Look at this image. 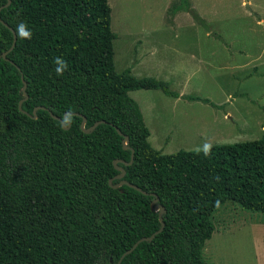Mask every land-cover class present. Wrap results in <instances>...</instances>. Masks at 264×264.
I'll return each instance as SVG.
<instances>
[{
  "label": "trees",
  "instance_id": "trees-1",
  "mask_svg": "<svg viewBox=\"0 0 264 264\" xmlns=\"http://www.w3.org/2000/svg\"><path fill=\"white\" fill-rule=\"evenodd\" d=\"M0 18L15 35L21 21L33 32L30 40L16 35L5 60L13 34L0 23V264H117L162 223L120 264H203L218 207L230 201L264 216V136L211 146L208 155L151 147L130 92L210 102L115 71L108 0H10ZM56 57L68 62L62 76ZM49 112L61 120L71 113L69 128ZM83 118L84 130L97 124L93 131L83 132ZM121 181L147 195L113 188ZM155 197L161 216L151 210Z\"/></svg>",
  "mask_w": 264,
  "mask_h": 264
},
{
  "label": "rangeland",
  "instance_id": "rangeland-1",
  "mask_svg": "<svg viewBox=\"0 0 264 264\" xmlns=\"http://www.w3.org/2000/svg\"><path fill=\"white\" fill-rule=\"evenodd\" d=\"M188 1L204 26L180 9L183 0H108L115 71L129 68L136 78L165 81L178 95L210 102L160 90L130 92L149 144L173 154L262 138L264 0ZM211 222L203 264H264L263 215L227 201Z\"/></svg>",
  "mask_w": 264,
  "mask_h": 264
},
{
  "label": "water",
  "instance_id": "water-1",
  "mask_svg": "<svg viewBox=\"0 0 264 264\" xmlns=\"http://www.w3.org/2000/svg\"><path fill=\"white\" fill-rule=\"evenodd\" d=\"M9 4H10V0H7L6 4L3 5L2 7H0V10H2L3 8L8 7ZM246 6L248 7V4H246ZM0 23H1L3 26H5L6 28H8V29L11 31V33L13 34V40H12V43H11L10 48H9L6 52H4V53L2 54V58L5 59V60H7L6 56H7L8 53H10V52L14 49L15 44H16V39H17V38H16V35H15L13 29H11L7 24H5V23L1 20V18H0ZM21 80H22V82H23L22 92H23V94H24V96H25V99H27L26 92H25V89H26V83L23 81V78H22V77H21ZM19 109L21 110V102L19 103ZM39 109H43V110H45L44 107H39ZM49 114H50V116H51L54 120L60 121V123L63 125L62 122H63V120H64V118H65L66 115L64 116L63 120H61V119H59V118L53 116L50 112H49ZM85 121H86L85 118H83V122H82V125H81L82 129H83V127H84ZM96 126H97V124L93 125V126H92L90 129H88V130H84V129H83V132H84V133H89V132L93 131L94 128H95ZM68 128H69V127H67L66 129H68ZM118 133L120 134V132H118ZM125 142H126V140H124V144H125ZM116 163H117V162H114L115 168L121 173V174L118 175L116 178H117V179H123L124 176H125V171H124L123 169H121V168H118V167L116 166ZM132 163H133V152H132V154H131V158H130L129 163H124V164L128 166V165H131ZM121 185H127V186H129L130 188H132V189H134V190H136V191H138V192H140V193H142V194H144V195H147L145 192L141 191V189L138 188L137 186L131 185V184L125 182V181H121L120 184H118V185H116V186H113V188H117V187H119V186H121ZM150 206H151V210L154 211V212H156V210H159V216H161V214L165 212L164 209H163V207L160 206V205H158V198H157V197H155V199L151 202V205H150ZM160 222L162 223V219H161V218H160ZM163 226H164V225H163V223H162L161 228H160L157 232H155L153 235H151L149 238H143V239H141V240H138L136 243H134L133 246H132L129 250H127V251H126V252H125V253L119 258L117 264H120L121 261H122V259H123L125 256L131 254L141 242H145V241H151V240H153V238H154L158 233H160V232L162 231Z\"/></svg>",
  "mask_w": 264,
  "mask_h": 264
},
{
  "label": "clouds",
  "instance_id": "clouds-1",
  "mask_svg": "<svg viewBox=\"0 0 264 264\" xmlns=\"http://www.w3.org/2000/svg\"><path fill=\"white\" fill-rule=\"evenodd\" d=\"M16 35L20 39L30 40L33 36V32L30 26L26 22L21 21L16 26ZM53 63L55 65V72L57 76H62L66 71H68V62L63 57L54 58ZM71 122H72V114L69 113L65 116L62 123L63 126L67 127L70 126ZM210 147H211L210 145L204 146L203 150L205 155L209 154Z\"/></svg>",
  "mask_w": 264,
  "mask_h": 264
},
{
  "label": "crops",
  "instance_id": "crops-1",
  "mask_svg": "<svg viewBox=\"0 0 264 264\" xmlns=\"http://www.w3.org/2000/svg\"><path fill=\"white\" fill-rule=\"evenodd\" d=\"M153 51L151 50L150 52H149V54H151ZM145 53H147V52H145ZM145 53H144V55H145ZM131 73H132V69H131ZM167 81V80H166ZM182 94H179V96H181ZM182 96H185V95H182ZM176 99H178V98H176Z\"/></svg>",
  "mask_w": 264,
  "mask_h": 264
}]
</instances>
